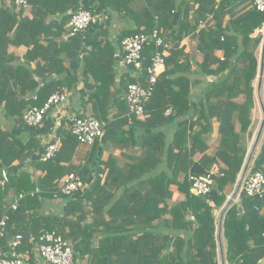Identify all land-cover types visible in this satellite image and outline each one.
Wrapping results in <instances>:
<instances>
[{
  "label": "trees",
  "instance_id": "obj_1",
  "mask_svg": "<svg viewBox=\"0 0 264 264\" xmlns=\"http://www.w3.org/2000/svg\"><path fill=\"white\" fill-rule=\"evenodd\" d=\"M88 1L26 0V15L14 0H0V116L29 133L37 127L24 126L23 114L43 106L53 92H65L78 110L74 116L106 124L105 137L121 149L123 164L112 154L101 160L100 138L83 162L74 163L80 146L67 130L70 118L57 128L61 145L54 156L31 160L30 171L16 172L14 166L34 152L36 140L0 126V220L5 219L0 257L46 264L36 250L45 243L41 238L53 233L72 248L73 264H219L215 216L236 185L253 138L256 51L262 41L253 35L264 25V12L256 11L252 0H103L100 10ZM78 10L93 17L88 35L65 41ZM114 19L126 24L116 36L109 31ZM154 30L168 46L159 48L167 52L164 69L144 105V118L128 117L115 89L135 80L127 68L116 85V58L123 57L125 37ZM185 39L193 42L189 51L181 45ZM10 47L26 51L19 56ZM71 51L80 56L73 70ZM154 51L153 43L144 47V70ZM205 79L210 80L205 84ZM201 85L205 89L195 100L193 90ZM213 122L219 141L209 154ZM129 145L143 155H127ZM255 172L264 175V132L248 166V174ZM69 174L88 184L81 197L59 193V181ZM208 174L210 191L196 196L190 178ZM174 191L179 197L172 202ZM219 230L225 264L264 260V200L240 194L223 210ZM17 236L19 244L12 247Z\"/></svg>",
  "mask_w": 264,
  "mask_h": 264
},
{
  "label": "built area",
  "instance_id": "obj_2",
  "mask_svg": "<svg viewBox=\"0 0 264 264\" xmlns=\"http://www.w3.org/2000/svg\"><path fill=\"white\" fill-rule=\"evenodd\" d=\"M17 7L26 8V0H14ZM251 6L258 12H264V0H252ZM93 17L86 10H78L72 14L67 24V34L63 39L69 40L84 33L92 22ZM264 32L263 27L258 30ZM257 31V32H258ZM160 31L154 30L150 35H134L127 36L121 42V51L123 53V65L131 69L132 78L135 82L127 84L124 89L123 98L127 105L128 117L138 119L144 118V105L152 95L153 87L157 82L159 75L164 69V60L167 56L166 51H161V46L168 48L163 44L162 38L159 36ZM153 43L155 51L150 58L149 66L144 70L142 63V51L145 46ZM145 72V73H144ZM69 95L65 92H53L46 102L41 107H31L22 116L21 122L26 127L36 128L40 126L47 113L53 108H59L68 105ZM36 97H33L35 100ZM169 113V110L166 114ZM105 123L92 117L77 118L72 117L71 124L67 126V130L76 139L79 146L85 147L88 150L94 145L97 139L102 138L105 133ZM61 145V141L56 136L51 143H48L44 148L40 158L46 161L54 156ZM212 174V173H211ZM202 178L191 177L192 191L196 196H204L210 191V175ZM2 179L5 180V172H2ZM86 187V184L78 175L69 174L59 181V193L63 197H69L79 193ZM240 194L247 198L264 200V175L260 172L247 174L243 177L239 187L237 188V202ZM22 198V195L18 197ZM236 202V203H237ZM17 200L11 204V209H16ZM5 225V219L0 220V236L1 229ZM21 237L17 236L11 243L12 247L19 244ZM41 240L45 241L37 247V255L46 264H73V251L70 245L62 242L60 238L55 237L53 233L44 235ZM262 260L258 261L261 264ZM0 264H24L21 259H3L0 257Z\"/></svg>",
  "mask_w": 264,
  "mask_h": 264
},
{
  "label": "crops",
  "instance_id": "obj_3",
  "mask_svg": "<svg viewBox=\"0 0 264 264\" xmlns=\"http://www.w3.org/2000/svg\"><path fill=\"white\" fill-rule=\"evenodd\" d=\"M102 1L103 0H89L88 5L92 6L94 9L100 10ZM96 13L98 15V12H96ZM113 22L111 24L112 27L116 26V24H118V23H121L123 25V27H126L125 22H120L117 19H114ZM111 26H110L109 31H110V34L112 36H114L112 34V31H111ZM87 35H88V33H83L82 37H85ZM257 35L262 36V41H261V43H260V45L256 51V57L258 60V74H257V77L254 81V92H253L254 107H253L252 115H251L253 138L249 143L247 158L251 152L255 138H256L257 133L260 129L261 123L263 121V114H264V68H263L262 74L259 73L260 60L262 58L264 60V49H263L264 32L261 33L258 31L256 33H254L253 37L257 36ZM181 45H184L186 50L189 51L191 46H193V42L189 41V39H185ZM95 46L96 45H89L88 48L94 49ZM9 51L15 53L16 55L21 56L25 53L26 48H24V47H20V48L10 47ZM67 59L69 60L70 70L76 69L78 64H79V59H80V56L78 55V53L74 52V51L67 53ZM116 62H117V64H116V68H115V71H116L115 83L117 85L120 82V79L123 76V74L126 71H128V69H123V68L119 67L120 65L123 64L122 59H118V57H117ZM119 63H121V64L119 65ZM32 66H34V64H32ZM259 79H260V85H259ZM209 80L210 79H205L204 83L206 84ZM202 85L200 86V88H198V90H193V95H192L193 99H195V98L199 99L201 97V95H202L201 93H203V90L205 89ZM79 87H81V84H79ZM115 91L117 94H121L123 96L124 90L121 89L120 87L116 86ZM76 96L77 95L74 93L70 94V97H74L73 99H76ZM238 101H242V99L239 98ZM193 108H195V103L193 104ZM87 111H89V109H87ZM77 113H78V110L70 107L69 102H68L67 106H62L59 108H53L52 110H50L47 113L43 123L40 126H38L36 129H33L29 133L28 132L22 133L19 130V127L17 125L15 126V124L13 123L12 120L5 121L0 116V126L3 130H8L13 135L21 136V138H23L25 140L28 137L35 138V140H36V148L34 149V152L32 154H30V156L28 158H25L22 162L16 164L14 166L13 170L16 172L21 171V170H29L30 171L31 168L28 165L29 162L31 160H37L38 158L40 159V156H41L40 153H41L42 148H44L48 143H50L53 140V138L56 135L57 128L61 124V121L69 120L70 118H72ZM212 129H213V131L210 134L209 139L207 141V144L209 146V151H208L209 154H212L215 151V149L218 145V141H219V136L216 132V124L214 122H213ZM172 130H173V126L169 128V138L171 137ZM263 132H264V128H263L262 133H261V135L257 141L255 149L252 153V156L254 155V152L258 149L259 140L262 137ZM105 134L106 133H104V136L98 140L99 143H98V146L96 148L97 153L101 156V160L106 161L109 154H112L114 157L119 158L118 156L121 152V149L118 146L108 142L107 137H105ZM129 143H132V142L129 140ZM88 152H89V150L87 148L82 147V146L78 147V150H77L76 155L74 157V163L83 162V160L85 159V155ZM124 152L127 155H132V156H137V157H141L143 155L141 148L138 146L133 147V146L129 145V147H125ZM118 164L119 165L123 164V161L120 158H119ZM217 171H218V166H214L212 169V173L215 174ZM93 175L95 176V170H92L91 176H93ZM101 178L103 179V176H101ZM236 184H237V182H236ZM87 187H88V184L86 185V187L82 191H80L78 193L79 195H77V196L81 197V195L87 189ZM178 197H179V194L174 191V193L172 195V202L177 200ZM58 202H60V200L56 201L55 203L58 204ZM236 202H237V200H235V203ZM223 210H222L221 214L223 213ZM88 222H90V220H88ZM216 229H217V227H216ZM216 241H217V245H218V250H220L221 254H224V252H225L224 240L220 236L219 240L216 239ZM261 264H264V260H262Z\"/></svg>",
  "mask_w": 264,
  "mask_h": 264
},
{
  "label": "rangeland",
  "instance_id": "obj_4",
  "mask_svg": "<svg viewBox=\"0 0 264 264\" xmlns=\"http://www.w3.org/2000/svg\"><path fill=\"white\" fill-rule=\"evenodd\" d=\"M24 12H25V14L26 13H28V6L26 7V8H24ZM27 15V14H26ZM98 18H99V16H98ZM100 20H101V18H100ZM114 20H112L111 21V23H110V26H111V24H112V22H113ZM97 22H99V20H97ZM114 23V22H113ZM124 27H123V25L121 24V23H118V24H116V26H114V27H112L111 26V31H112V34L114 35V36H116L118 33H120V31L123 29ZM109 29H110V27H109ZM191 48H192V46H191ZM190 48V49H191ZM189 49V50H190ZM121 63H119V65H120ZM124 65L122 64V65H120L119 67L120 68H123V69H127L125 66L123 67ZM242 171H243V169H242ZM242 171H241V173L239 174V178H238V180H237V184L234 186V188H233V190H232V192L228 195V197H227V199H226V202H225V204L223 205V207L220 209V210H218L217 211V213H216V227H217V229H216V237H217V240H219V238H220V234H219V232H221L220 230H219V228H220V221H221V216H222V214H221V212H222V210L223 209H225V208H227V207H229V206H231V205H233V204H236L235 203V200L237 199V186H239L240 185V183H241V181H242V179H243V177L241 176L242 175ZM217 173V172H216ZM248 174V170H247V173H246V175ZM245 177V176H244ZM218 262H219V264H225V261H224V254H221V252H220V250H218Z\"/></svg>",
  "mask_w": 264,
  "mask_h": 264
},
{
  "label": "water",
  "instance_id": "obj_5",
  "mask_svg": "<svg viewBox=\"0 0 264 264\" xmlns=\"http://www.w3.org/2000/svg\"><path fill=\"white\" fill-rule=\"evenodd\" d=\"M176 22H177V14L175 13V14H174V18H173V23L176 24ZM263 49H264V42H263ZM263 68H264V60H263V58H262V59L260 60V68H259V73H260V74H262ZM259 85H260V79H259ZM263 128H264V114H263V121H262V123H261L260 129H259V131H258V133H257L256 138H255V141H254V144H253V146H252L251 152H250V154H249V156H248V158H247V160H246V162H245V165H244V167H243V171H242V175H241L242 177H244V176L246 175V173H247L248 166H249V163H250V160H251V157H252V153H253V151H254V149H255V146H256L257 141H258V139H259V137H260V135H261V133H262ZM238 187H239V186H237V188H238Z\"/></svg>",
  "mask_w": 264,
  "mask_h": 264
}]
</instances>
